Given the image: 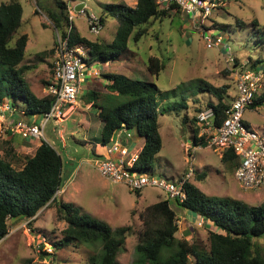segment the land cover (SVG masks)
<instances>
[{"label":"rangeland","instance_id":"obj_1","mask_svg":"<svg viewBox=\"0 0 264 264\" xmlns=\"http://www.w3.org/2000/svg\"><path fill=\"white\" fill-rule=\"evenodd\" d=\"M12 1L20 2L24 9L22 27L17 36L26 34L29 38L21 66L28 67L26 81L32 92L42 98L52 80L57 34H61L46 10H56L62 4L66 6L69 18L75 2L41 0L46 10L37 6L38 0H0V5ZM221 1L207 16H189L181 9H174L166 18L152 19L139 28L147 30L148 34L138 43L132 37L127 52L119 59L109 64H94L92 71L100 72L101 76L87 79L80 100L75 104L76 109L63 123L51 122L45 129V141L64 161L61 191L56 194V201L43 208L35 219L9 222V234L0 241V264H89V258L95 253L89 245L71 244L63 250H56L67 228L57 214L61 203L81 208L84 214L104 222L113 230L130 227L131 233L118 261L119 264H136V248L144 229L142 216L149 206L164 200L165 193L146 188L138 197L127 186L113 184L101 177L96 169L100 157L93 156L101 138V121L98 109L88 107L86 96L88 92H95L97 104L108 107L119 103L117 94L106 88V74L155 84L165 100L161 101L163 113L159 118L163 148L155 161L154 176L168 182L184 178L190 167L186 153L188 141L195 136L194 133L197 137L200 132L197 115L201 110L207 111L208 104L218 102V97L207 92L205 85L215 89L229 87L228 95L234 97L233 72L239 67H235L232 60L247 66L260 59L264 61V45L260 44V36L252 25L253 20L264 25V0ZM85 3L88 14L104 17V29L99 37L90 34L86 16L75 13L76 30L93 41L112 43L118 21L109 16L105 6L126 4L135 7L137 0H86ZM212 34L223 37L220 48L206 47L205 37ZM150 57L159 58L165 66L158 78L148 70ZM261 87L259 96L264 93V72ZM24 111L25 108L5 114L0 111V159L10 161L17 169L23 168L26 159L35 155L43 141L24 140L9 129L15 120L26 118ZM244 118L252 126L263 127L261 130L264 131V105L247 110ZM184 119L188 123H184ZM115 139L123 140L132 154L143 146V140L132 130L123 131ZM98 151L100 156L103 150ZM194 158V173L189 182L205 195L231 198L251 206L264 203V187L257 191L242 189L235 178V167L224 163L219 152L204 146L196 150ZM170 206L177 213V238L209 250L210 233L216 231L213 226L173 200H170ZM253 242V250L257 246L264 255V237ZM191 264H195L194 258H191Z\"/></svg>","mask_w":264,"mask_h":264},{"label":"trees","instance_id":"obj_2","mask_svg":"<svg viewBox=\"0 0 264 264\" xmlns=\"http://www.w3.org/2000/svg\"><path fill=\"white\" fill-rule=\"evenodd\" d=\"M37 6L45 9L41 0H38ZM105 8L109 16L118 21L112 43L83 37L76 28L71 35L72 47L80 44L89 49L90 64L113 63L127 52L132 37L138 43L148 34L147 30L139 28L152 19L170 16V11L174 9H181L175 3L170 4L167 10L160 9L157 0H137L135 7L111 4ZM46 11L55 29L65 36V22H68L66 6L59 4L58 9ZM23 13L20 2L0 5V104L8 100L15 110L25 108L24 116L31 120L36 115L48 112L54 99L50 95L37 97L26 81L28 67L21 64L25 60L29 38L26 34L17 36L22 27ZM101 23L105 25L102 16ZM252 25L260 36V44L264 45V25H260L257 20H253ZM263 64L264 61L260 59L250 66L262 67ZM233 65L242 66L238 60ZM164 68L159 58L150 57L148 70L151 75L158 78ZM105 79L108 82L106 88L117 94L115 96L120 100L116 106L108 107L97 104V93L88 92L86 96L87 105L98 109V117L103 122L98 143L104 150L102 155L94 152L93 156L102 158L118 131L132 130L143 139L134 170L154 174L155 161L163 148L159 118L163 113L160 106L165 96L155 84L130 80L117 74H106ZM205 87L207 92L218 97V102L208 104L207 109H213L215 124L219 126L225 119V110L233 97L228 95L229 87L215 89L207 84ZM263 105L264 93L256 97L252 109ZM183 122L188 123V120L184 119ZM195 132L198 130L195 129ZM194 134L196 145L204 147L203 141ZM221 160L236 167L237 157L232 151L225 152ZM63 173L62 156L44 140L35 155L26 159L22 169L15 168L6 159H0V241L9 234L10 221L35 219L43 208L56 201V194L63 185ZM185 189L187 199L183 203H176L210 223L216 230L210 233V249L177 238V213L171 208L170 201L164 199L149 206L142 216L144 229L136 248V264H191V258L195 259V264H264L261 250L257 246L253 250V240L264 237V203L251 206L231 198L209 197L189 181ZM135 194L140 197L141 191ZM57 214L67 224V228L56 250H63L71 244L89 245L95 252L89 258V264H119L118 257L131 233L130 227L113 230L70 204H59Z\"/></svg>","mask_w":264,"mask_h":264},{"label":"built area","instance_id":"obj_3","mask_svg":"<svg viewBox=\"0 0 264 264\" xmlns=\"http://www.w3.org/2000/svg\"><path fill=\"white\" fill-rule=\"evenodd\" d=\"M86 0H77L73 5V12L68 18L65 36L58 33L55 48V59L52 66V80L46 88V95H50L54 101L48 112L36 115L31 120L27 117L15 120L9 128L14 135L28 141H45V129L49 123H63L76 109L75 104L80 100L83 85L89 78H99L100 72L92 71L94 64H90L89 49L83 45H70L71 35L75 29L76 14L86 16L89 33L99 37L104 29L101 16L87 13ZM162 9H169L170 4H177L187 15L210 14L221 0H157ZM84 4L80 11L76 7ZM200 16V15H199ZM206 47L208 49L220 48L224 39L219 35H206ZM236 63L235 60H232ZM263 68H255L242 64L236 72L235 96L225 110V119L221 125L215 124L213 109L202 111L197 116L200 132L196 137L202 140L206 147L213 149L221 156L227 151H232L237 157L235 178L242 189L257 191L264 187V131L258 132L247 125L244 114L252 109L256 97L261 90ZM2 113L16 112L12 104L7 101L0 104ZM41 117L40 120L38 118ZM122 129L116 135L123 134ZM63 141L62 132L59 133ZM102 158L97 160L96 169L105 180L113 184H122L133 192L143 191L146 188L158 189L165 193L166 200L183 203L187 199L185 184L194 173L197 146L195 139L188 141L186 153L188 157L189 172L177 182H168L166 179L157 178L152 173H141L134 170V164L138 158L137 153H131L123 140L115 139ZM64 142V141H63Z\"/></svg>","mask_w":264,"mask_h":264},{"label":"crops","instance_id":"obj_4","mask_svg":"<svg viewBox=\"0 0 264 264\" xmlns=\"http://www.w3.org/2000/svg\"><path fill=\"white\" fill-rule=\"evenodd\" d=\"M89 107V106H88ZM99 118V117H98ZM99 121H101L100 119H99ZM247 125L250 127V128H252V129H255L256 131H258V132H263L262 130H261V128H263V127H257V126H252V125H250V123H248L247 122ZM102 127H103V122L101 121V130H102ZM141 139V138H140ZM143 140V139H142ZM99 141H100V139H99ZM96 146L98 147H96L95 148V150L93 151V152H95L96 154H97V152H99L98 150H104V148H103V146H100V144H97L96 143ZM100 146V147H99ZM94 154V153H93ZM100 155H102V153L100 154Z\"/></svg>","mask_w":264,"mask_h":264},{"label":"water","instance_id":"obj_5","mask_svg":"<svg viewBox=\"0 0 264 264\" xmlns=\"http://www.w3.org/2000/svg\"><path fill=\"white\" fill-rule=\"evenodd\" d=\"M84 4H80L76 7V11H80L83 8Z\"/></svg>","mask_w":264,"mask_h":264},{"label":"clouds","instance_id":"obj_6","mask_svg":"<svg viewBox=\"0 0 264 264\" xmlns=\"http://www.w3.org/2000/svg\"><path fill=\"white\" fill-rule=\"evenodd\" d=\"M140 152V151H139ZM139 152H137V155L139 154Z\"/></svg>","mask_w":264,"mask_h":264}]
</instances>
